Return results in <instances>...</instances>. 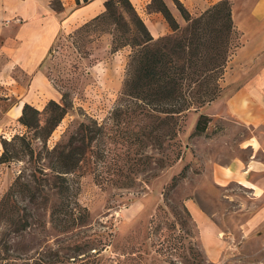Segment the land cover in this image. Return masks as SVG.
I'll list each match as a JSON object with an SVG mask.
<instances>
[{
	"label": "rangeland",
	"instance_id": "rangeland-1",
	"mask_svg": "<svg viewBox=\"0 0 264 264\" xmlns=\"http://www.w3.org/2000/svg\"><path fill=\"white\" fill-rule=\"evenodd\" d=\"M163 1L178 25L183 27L185 22L172 1ZM216 1L183 0L180 3L193 17ZM229 1L237 39L221 81V85L226 83L225 90L218 98L230 93L240 82L237 80L239 64L234 57L244 44V36L236 22L246 19V10L242 7L252 0ZM137 2L138 5L133 3L132 6L152 37L170 33L161 15L149 6V0ZM54 6L59 7L58 4ZM84 22L56 35L41 62L51 95L36 94L30 99V105L41 110L48 100L58 101L62 97L67 104L66 113L45 141L48 148L65 143L80 122L92 126L91 121H94L101 125L110 135L109 140L102 141L112 148V160L107 164L112 167L108 172L98 173V179L94 178L91 166L82 168L79 175L66 176L71 199L85 212L81 222L72 224L68 220L65 228L50 219V205L57 201L51 191L36 195L34 204L28 203L25 194L16 193L17 201L26 207L29 226L19 238L11 234L7 237L4 233L9 232V228L4 216L0 215V243L6 239L10 250L15 251L11 253L23 256L33 255L46 247L88 241V245H104L101 256L107 255L113 264L116 258L121 259L129 252L137 253L140 248L150 254L161 249V264H264L263 235L243 240L237 230L243 219L238 209L246 200L242 188L234 182L225 186L213 183L203 168L208 163L203 142L208 135L206 129L221 131V121L207 116L205 131L192 135L198 113L207 115L210 111L204 105L197 112H186L178 121L172 145L163 141L162 147L159 146L161 139L159 131L155 130L151 138H142L144 146L135 143L126 149L121 138L123 133L118 131L125 121L121 119L122 122L117 123L111 111L118 103L129 48L110 49L111 25L108 22L93 21L81 26ZM7 62L0 55V154L4 148L2 141L7 142L14 135L25 132L13 111L7 113V110L22 100L29 80L28 74L18 67H9ZM140 125L137 123V129ZM36 144L40 145L38 141ZM6 147L10 152V145ZM32 169L33 164L26 157L0 162V198L16 176L28 181ZM44 197H47L46 202ZM194 209L206 220L196 218ZM168 245H181L182 250L178 248L167 253ZM191 249L197 250L200 257L193 256ZM15 261L21 264V260ZM159 261L151 263L159 264Z\"/></svg>",
	"mask_w": 264,
	"mask_h": 264
},
{
	"label": "trees",
	"instance_id": "trees-1",
	"mask_svg": "<svg viewBox=\"0 0 264 264\" xmlns=\"http://www.w3.org/2000/svg\"><path fill=\"white\" fill-rule=\"evenodd\" d=\"M89 1L74 0V3ZM171 1L185 25H178L163 0H149V6L161 15L170 31L156 37L149 33L129 0H104L102 12L81 25L93 21L108 22L111 25L110 49L129 48L118 103L111 111V117L113 114L117 123L122 122L121 119L125 121L118 131L123 133L121 138L126 149L135 143L144 146L142 138H151L155 130L159 131V146L162 147L163 141L172 145L178 121L184 114L197 112L219 97L226 62L236 47L237 33L229 0H217L193 17L178 0ZM55 4L59 7L56 8ZM51 6L55 11L61 10L58 0H51ZM66 111L63 97L58 101L48 100L41 110L24 102L17 121L25 132L14 135L8 143L2 141L4 148L0 162L26 157L33 164L30 179L24 182L19 175L16 176L0 198V215L4 216L5 225L9 228V232L4 233L7 237L11 234L19 238L29 226L26 207L17 201L16 193L25 194L28 203L34 204L36 195L51 191L57 201L50 205V219L65 228L68 220L72 224L81 222L85 212L71 199V187L66 176L79 175L82 168L91 166L94 178L98 179V173L108 172L112 167L107 165L108 160H112V148L102 141L104 138L109 140L110 135L94 121H91L92 126L80 122L65 143L50 148L45 145ZM207 122V115L198 113L192 135L203 133ZM137 123H141L138 129ZM6 145H10V152ZM46 199L43 198L44 202ZM180 246L168 245L167 253L178 250ZM103 248L104 245H88V241H81L58 248L46 247L33 255L22 256L12 254L11 245L4 239L0 243V264H16L15 260H21V264H113L107 255L101 256ZM90 249L94 250L91 252ZM160 250L150 254L140 248L137 253L129 252L121 259L116 258L114 264H153L151 261L161 260L159 256L163 253ZM191 250L193 256L200 257L197 250Z\"/></svg>",
	"mask_w": 264,
	"mask_h": 264
},
{
	"label": "crops",
	"instance_id": "crops-1",
	"mask_svg": "<svg viewBox=\"0 0 264 264\" xmlns=\"http://www.w3.org/2000/svg\"><path fill=\"white\" fill-rule=\"evenodd\" d=\"M58 1L60 11L52 9L51 0H0V55L9 67L29 75L22 100L7 110L13 111L15 119L21 105L31 104L33 96L51 95L41 62L56 35L98 14L104 2L90 0L76 5L74 0ZM129 1L138 5V0ZM242 10H246V19L236 24L244 44L234 57L240 82L230 93L207 104V116L220 120L223 128L219 132L205 128L208 163L203 168L213 183L225 186L234 182L242 188L246 200L238 209L243 219L237 230L244 240L257 234L264 237V0H252ZM225 85H221V93ZM194 212L203 220L201 212Z\"/></svg>",
	"mask_w": 264,
	"mask_h": 264
},
{
	"label": "built area",
	"instance_id": "built-area-1",
	"mask_svg": "<svg viewBox=\"0 0 264 264\" xmlns=\"http://www.w3.org/2000/svg\"><path fill=\"white\" fill-rule=\"evenodd\" d=\"M1 150V149H0Z\"/></svg>",
	"mask_w": 264,
	"mask_h": 264
}]
</instances>
